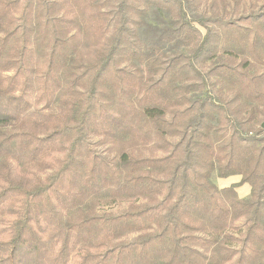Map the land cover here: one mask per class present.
<instances>
[{
	"label": "trees",
	"instance_id": "1",
	"mask_svg": "<svg viewBox=\"0 0 264 264\" xmlns=\"http://www.w3.org/2000/svg\"><path fill=\"white\" fill-rule=\"evenodd\" d=\"M263 122L264 0H0V264H264Z\"/></svg>",
	"mask_w": 264,
	"mask_h": 264
},
{
	"label": "rangeland",
	"instance_id": "2",
	"mask_svg": "<svg viewBox=\"0 0 264 264\" xmlns=\"http://www.w3.org/2000/svg\"><path fill=\"white\" fill-rule=\"evenodd\" d=\"M239 180H240V176H232L228 178H219V177L214 178V181L221 187L230 185L231 183L237 182ZM238 192L241 197L248 196L250 194V186L247 184L240 186L238 188Z\"/></svg>",
	"mask_w": 264,
	"mask_h": 264
},
{
	"label": "water",
	"instance_id": "3",
	"mask_svg": "<svg viewBox=\"0 0 264 264\" xmlns=\"http://www.w3.org/2000/svg\"><path fill=\"white\" fill-rule=\"evenodd\" d=\"M262 127L264 128V122L262 123Z\"/></svg>",
	"mask_w": 264,
	"mask_h": 264
}]
</instances>
